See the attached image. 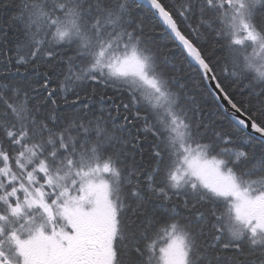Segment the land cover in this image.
<instances>
[{
	"label": "snow or ice",
	"instance_id": "snow-or-ice-1",
	"mask_svg": "<svg viewBox=\"0 0 264 264\" xmlns=\"http://www.w3.org/2000/svg\"><path fill=\"white\" fill-rule=\"evenodd\" d=\"M0 264H264V0H0Z\"/></svg>",
	"mask_w": 264,
	"mask_h": 264
}]
</instances>
